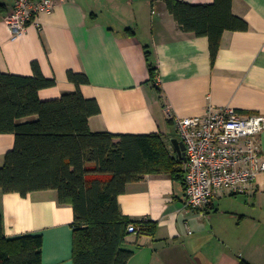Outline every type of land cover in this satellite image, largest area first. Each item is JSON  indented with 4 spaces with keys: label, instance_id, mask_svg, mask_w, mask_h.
Returning a JSON list of instances; mask_svg holds the SVG:
<instances>
[{
    "label": "crops",
    "instance_id": "crops-1",
    "mask_svg": "<svg viewBox=\"0 0 264 264\" xmlns=\"http://www.w3.org/2000/svg\"><path fill=\"white\" fill-rule=\"evenodd\" d=\"M14 1L0 0V71L31 76L36 62L55 81L38 92L41 100L76 90L69 71L85 75L79 91L100 109L88 119L92 132L158 134L179 160L171 143L176 119L201 116L208 104L264 117V0H232V13L248 29L224 32L213 64L208 39L180 31L165 0H55L51 13L38 14L12 39L4 17ZM258 141L264 156V130ZM13 145V135L0 134V167ZM117 202L128 219L155 223L152 235L125 238L127 264H264V172L243 192H220L203 215L186 210L184 186L168 174L126 185ZM0 215L6 238L42 237L41 264H73V211L54 191H0Z\"/></svg>",
    "mask_w": 264,
    "mask_h": 264
},
{
    "label": "trees",
    "instance_id": "trees-1",
    "mask_svg": "<svg viewBox=\"0 0 264 264\" xmlns=\"http://www.w3.org/2000/svg\"><path fill=\"white\" fill-rule=\"evenodd\" d=\"M168 14L183 33L206 37L214 63L226 31H246L248 25L232 13V0L193 5L165 0ZM151 77L154 69L146 52ZM31 76L0 71V134L14 136V145L0 167V191L26 197L54 191L59 205L73 211V264H127L132 253L122 249L130 235H152L155 223L123 216L117 198L126 185L145 175L168 174L184 186L182 161L174 159L158 134L113 135L92 132L88 119L100 113L94 99L79 91L85 75L69 71L76 90L51 100L38 92L55 85L36 62ZM37 119L21 123L20 120ZM133 225L134 231L128 232ZM42 237L27 234L6 238L0 215V264H41ZM239 264H250L240 260Z\"/></svg>",
    "mask_w": 264,
    "mask_h": 264
},
{
    "label": "built area",
    "instance_id": "built-area-1",
    "mask_svg": "<svg viewBox=\"0 0 264 264\" xmlns=\"http://www.w3.org/2000/svg\"><path fill=\"white\" fill-rule=\"evenodd\" d=\"M55 0H15L4 17L11 38L22 36L35 16L51 13ZM177 140L184 146L185 208L204 214L220 192H243L264 172L258 137L264 117L243 115L230 107L208 104L201 116L175 120ZM134 226H128L133 232Z\"/></svg>",
    "mask_w": 264,
    "mask_h": 264
},
{
    "label": "water",
    "instance_id": "water-1",
    "mask_svg": "<svg viewBox=\"0 0 264 264\" xmlns=\"http://www.w3.org/2000/svg\"><path fill=\"white\" fill-rule=\"evenodd\" d=\"M172 145L174 146L175 150L177 151V153L181 156H183V152H184V146L181 142H178L176 139H173L171 141Z\"/></svg>",
    "mask_w": 264,
    "mask_h": 264
}]
</instances>
